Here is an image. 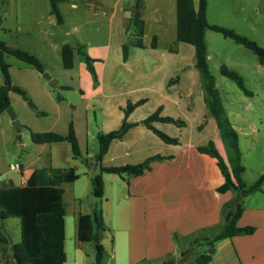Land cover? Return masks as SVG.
I'll return each mask as SVG.
<instances>
[{
	"label": "crops",
	"instance_id": "1",
	"mask_svg": "<svg viewBox=\"0 0 264 264\" xmlns=\"http://www.w3.org/2000/svg\"><path fill=\"white\" fill-rule=\"evenodd\" d=\"M87 1H91V7L84 10L83 24H89L91 21L88 19L91 17L107 19L109 35H107L105 42L97 40V38L91 41L79 39L70 47H83L86 54L94 60L93 67L97 84H93V79L86 70L84 62L76 54L74 58L78 57L80 60L79 69L75 72L73 65V68L68 70L75 74V79L70 78V83L62 81L60 84L56 80L54 87L62 92L72 91L78 93L79 103L74 104L60 94L55 96L53 93L47 92L42 83H38L49 100L52 98L57 106L62 104L69 111L70 118L68 121L73 125L81 156L83 157L78 137V127L81 124L80 118H83V124L86 127L91 120L88 115L89 110L91 109L94 114L99 111L104 125L110 124L107 130L100 132L107 133V131H112L118 122L121 123L123 110L128 104L132 105L143 100L144 102L137 106L127 117L128 122L135 123L137 120L133 118L134 113L148 103V99L144 98V95H146L145 90L152 96L159 95L161 97V102H159L161 104L157 108L162 109L161 116L171 117L165 114V109L169 108L177 111L181 108L183 101L185 102L183 106L187 111L193 110V103L190 104L188 99L192 97L194 90L197 89L195 93H199L200 103H197V106L194 104V106L198 108V114L205 124L203 126V123H200L202 120H198L200 122L197 121L198 124L194 128L197 134L203 131L207 125L212 128L213 136L207 139L204 144H198L191 139L194 136L193 133L186 132L188 129L187 120H181L178 116L172 117L181 121L183 123L181 126L154 122L153 126L156 129L178 139L179 144L172 145L163 142L145 126L136 125L122 138L113 140L110 143L101 162L104 167H112L136 165L157 155L170 157V159L152 161L149 165L150 169L139 176H118L121 183H118L115 190L116 182L110 181L109 193L106 196L105 189L103 190L102 197H105L106 210L103 203L99 208L105 227V230L101 232L100 241L104 249L103 264H165L167 261H170L171 264H178L177 261L181 253L188 249L194 239L208 237L213 230H217L223 224L225 213L223 206L235 198V193L230 191L218 193L216 191L223 183V177L216 161L196 150V147L205 146L209 141H212L225 163L228 162L227 151L220 140L216 124L214 120L211 121L212 118L207 116L203 103V91L199 92L198 90L200 81L198 72H195L194 61L190 62L189 66L187 64L180 65L177 57H175L176 55L172 54L175 53L174 51L167 50V55L160 52L159 36L153 32L155 29L165 31L170 22L174 24V20L176 25L175 0H155L156 3H160V7L154 6L152 0H142L143 48H138L142 51L141 53H134L133 51L136 48L134 43L137 38L134 36L133 29L129 27V21L134 12L135 0H127V6L122 8L119 7V2L122 0H114L113 2L112 0ZM164 2L172 4V8L167 13L163 7ZM11 3L13 6L12 11L18 10L16 4L21 5L19 8L24 7L22 11H30V9L33 10L36 7V0H32L31 3L30 0H13L12 2L10 0H0V10L7 12L6 9ZM193 3L197 7L198 0H193ZM70 8L78 10L79 7L78 4L72 2ZM118 11L122 12L121 17L125 20V23L120 29L118 40L113 42L111 36L113 22ZM61 18V24H63L65 18L62 15ZM167 18L170 20L169 24H167ZM78 31L77 26H73L70 28L69 33L73 34ZM147 31L153 33L152 37H156L155 48H151V42H145ZM175 38L176 31L174 40ZM124 44H128L126 61L123 60L122 52ZM165 61H167L166 65ZM118 67L122 68L121 72L128 74L130 83L121 84L118 80H114V78H117L115 75H117ZM183 70L184 76H179L178 80L169 86V81L173 79L170 75ZM104 79H107L106 86L103 83ZM181 83L185 84L182 88L183 93L173 94V91ZM19 87L23 86L19 85ZM104 87L109 91L113 89L115 92L110 94V96L112 95L110 100L107 98L102 99ZM57 96L60 101L56 99ZM35 98L37 101L40 99L39 96H35ZM57 108L59 110V107ZM80 113L83 114L80 115ZM2 115L0 118H2ZM75 116H78V121L75 120ZM23 126L24 123L22 122L21 128ZM232 126L236 130L233 124ZM22 137L23 133L21 132L20 138L22 139ZM85 138L87 157L83 158L87 159V166H92L95 165V161L93 157L87 154V135ZM38 146L44 148L45 144ZM20 147L23 148L24 144ZM0 152H4V149L0 148ZM42 154L43 151L39 150L33 154L31 159L25 161L24 167L19 165L17 169L20 172L18 181L13 178H7L5 181L11 180L15 185H24L26 179L32 173L42 168ZM71 157L73 158L72 154ZM106 160L107 163L112 164L105 165ZM51 167L56 168L55 166ZM61 170L64 173L67 171L65 169ZM3 173L5 172H0V176ZM70 183L72 182L63 183L62 188L64 184ZM240 203L243 212L237 221V227L251 226L255 228L254 232L249 235L236 234L216 243L213 248L214 252L211 254V261L208 264H264V205H248L242 199ZM80 215L85 214H79L78 216ZM107 244L109 246L108 251L106 250ZM203 250L204 247H201L198 252H203Z\"/></svg>",
	"mask_w": 264,
	"mask_h": 264
},
{
	"label": "rangeland",
	"instance_id": "2",
	"mask_svg": "<svg viewBox=\"0 0 264 264\" xmlns=\"http://www.w3.org/2000/svg\"><path fill=\"white\" fill-rule=\"evenodd\" d=\"M10 1L12 2L13 0ZM86 1L66 0L60 3L61 15L65 18L64 23L61 25L57 24L55 16L50 13V6L47 0H36L35 9H30V11H22L24 7L19 8L20 4L15 5L18 10L12 11L13 6L11 3L6 9L7 12L0 10V42L7 48L35 56L44 69L42 74H46L51 80H57L59 84L62 81L70 83V78L75 79V74L63 69L61 47L64 44L69 46L75 44L79 39L91 41L97 38V40L105 42L107 35H109L107 19L91 17L88 19L91 21L89 24H83L84 10L91 7V1L85 3ZM31 2L32 0H30ZM72 2L78 4V10L70 8ZM152 2L154 6L160 7L159 2L156 3L155 0H152ZM126 6L127 0L119 2V7ZM163 7L167 13L172 8V4L164 2ZM121 16L122 12L118 11L113 22V33L111 35L113 42L118 40L120 29L125 23ZM206 16L209 24L231 29L255 41L264 48V0H207ZM166 21L169 24L170 20L168 18ZM73 26H77L79 31L70 34V28ZM175 31V20L174 24L170 22L169 27L167 26L165 31H160V29L153 30L159 36V51L166 54L167 50H172L175 52L172 54L176 55L175 57H177L180 65L187 64L189 66V63L194 61V50L188 44L176 42L174 40ZM152 35L153 33L147 31L145 42H151ZM205 40L209 71L215 79V85L226 114L237 130L241 164L244 167L242 180L246 185H249L255 182L260 175L264 174V65L258 63L256 56L251 51L228 38H224L217 32L207 30ZM133 51L134 53L142 52L137 47ZM3 61L8 65L12 85L17 87L22 85L23 87L19 88L25 92L27 99L24 100L18 94L8 90L10 107L16 119L19 120L20 124L23 122L24 126L19 130L15 129L10 117L5 112L0 118V148L4 149V152H0V172H5L0 176V181H5L7 178H13L18 181L20 172L17 169H11V167L15 164L24 167L25 161L31 159L33 154L39 150L43 151L41 156L42 167L55 166L65 170L70 167L74 168L78 179L63 186V202L66 209L64 217V252L66 260L64 264H93V245L92 243H80L77 240L76 228L79 214L89 213L95 207L101 208L102 203L106 210L105 197L95 198L92 193L91 182L100 173L99 167L96 163L95 165L87 166L80 159H73L67 142L45 144L44 148H40L37 144L31 142L29 136L31 130L65 135L70 118L68 115L69 111L66 110L65 106L62 104L57 106L52 98L49 100L38 83H42L47 92H51L55 96L56 94L63 95L74 104L79 103V95L72 91H60L57 87L50 85L49 80L45 79L32 66L9 54L4 53ZM73 62L74 71L76 72L79 69L80 60L75 57ZM165 62L166 65L167 61ZM221 65H226L242 76L244 85L251 92V96L244 95L234 82L220 75L219 67ZM121 71L122 68L118 67L117 75H115L117 78H114V80H118L121 84L130 83L128 74L126 75ZM195 72L197 73L196 70ZM170 76L173 78L184 76V70L174 72ZM106 82L107 79H104L103 83L105 86ZM2 83L3 77L0 72V85ZM184 85V83H181L173 91V94H182ZM198 90L199 92L202 91L200 86ZM195 91L197 89L194 90L192 97L188 99L190 104L193 103L192 111H187L184 108L183 103L185 102L183 101L179 110L166 108L165 114L171 117L178 116L181 120H187L188 129L186 132L193 133L194 136L191 139L195 143L204 144L207 139L213 136V133L209 125L199 134L196 133L195 126L200 122L198 120L202 119L198 114V108L195 107L197 103H200L199 93H195ZM114 93L113 89L109 91L104 87L102 99L107 98L110 100L112 96L110 94ZM145 94L144 98L148 99V103L137 110L133 116L137 122L148 117L161 104L159 103L161 102L159 95L152 96L147 90H145ZM35 96L40 97L39 101H37ZM57 107H59V110ZM82 114L80 113V115ZM88 115L91 120L86 127L83 124V118H80L81 124L78 127V137L82 155L87 157L85 151V137L87 135V154L94 158L98 150L96 134L107 130L110 124L104 125L99 111L94 114L90 109ZM75 120L78 121V116H75ZM211 121L213 122V119ZM200 123H203V126L205 124L203 120ZM119 125L120 122L115 125L113 130L117 129ZM172 131L174 132V130ZM21 132L23 137L18 139L17 137L18 135L20 137ZM23 144L24 147L21 148L20 146ZM107 162L106 160L105 165L112 164ZM102 181L105 196L109 193L110 181L116 182L115 190L118 183H121L120 178L112 174H102ZM262 192H264V185H262ZM262 192L247 195L242 200L248 205H264V194ZM0 233L6 239V243L0 245V264H12L11 247L20 242L19 219L7 218L1 221ZM106 247L108 251V244ZM195 253H200V251L196 250ZM190 258V261H192V256Z\"/></svg>",
	"mask_w": 264,
	"mask_h": 264
},
{
	"label": "trees",
	"instance_id": "3",
	"mask_svg": "<svg viewBox=\"0 0 264 264\" xmlns=\"http://www.w3.org/2000/svg\"><path fill=\"white\" fill-rule=\"evenodd\" d=\"M50 6V13L55 16L57 24L62 23L59 11V4L65 0H47ZM142 0L134 1V12L129 21V27L133 29L137 38L134 46L143 48L142 38L144 24L141 19ZM176 11V42L189 44L194 48V68L198 72L200 86L203 91V103L207 116L212 118L219 132L228 155V164L225 163L212 141L205 146L196 147L197 152L205 154L215 159L217 167L223 177V183L216 189L218 193L233 192L235 198L225 203L223 224L213 230L208 237H197L188 249L181 253L178 264H208L211 255L207 254V249L214 248V245L236 234H251L254 227H237L243 208L240 200L250 194L262 191L264 185V174L253 182L246 185L242 180L244 167L241 164V152L239 149L238 135L233 128L225 108L221 102L219 92L215 85V79L211 75L207 63V47L205 33L207 30L217 32L224 38L232 40L234 43L243 46L251 51L257 58L260 65H264V48L255 41L236 33L235 31L217 25L209 24L207 21V0H198L197 7L193 0H175ZM156 47V37L151 39V48ZM123 60L128 57V44L122 46ZM9 54L16 59L32 66L39 74L44 72L39 60L26 52L7 48L0 42V72L3 83L0 85V116L10 106L8 92L12 91L26 100L25 92L11 84L8 65L3 61V55ZM79 55L84 62L86 70L93 79V84H97V77L93 67L94 60L91 59L83 47L75 48L69 45L61 47V60L64 70H70L74 65V56ZM219 73L226 79L234 82L241 92L246 96H251L244 85V80L236 71L226 65L219 67ZM178 76L168 83L172 84ZM9 87V91H5ZM56 99L60 101L57 96ZM144 101L140 100L135 104H128L123 110V119L117 129L107 133L98 132L96 140L98 144L94 161L99 167V174L92 179V193L95 198L103 196L102 174H114L120 177L139 176L149 170L150 163L154 160H165L170 157L154 156L147 158L136 165L104 167L101 165L103 156L106 154L110 143L113 140L122 138L131 128L136 125L145 126L157 137L167 144L177 145V138L170 137L153 126L154 122L171 123L178 126L183 125L179 120L172 117L161 116V108H157L147 118L130 123L127 121L129 114ZM30 140L34 144L43 145L51 143L67 142L70 146L73 158L80 159L88 165L87 159L81 156L79 145L75 136L72 123H68L67 132L61 135L55 132H32ZM78 179L74 168H69L65 173L60 168L46 166L32 173L25 181L24 185H15L13 181H0V222L7 218H18L20 223V242L11 247L12 264H64L66 260L64 252V217L65 205L63 202L62 184L74 182ZM105 230L101 211L93 208L90 214L80 215L77 218V240L79 242H90L94 248V264H103L104 249L101 244V232ZM6 239L0 233V245L5 244ZM204 247L203 252L195 253L199 248ZM192 256V261L190 257ZM1 257V256H0ZM189 258V261H188ZM1 260V258H0Z\"/></svg>",
	"mask_w": 264,
	"mask_h": 264
},
{
	"label": "water",
	"instance_id": "4",
	"mask_svg": "<svg viewBox=\"0 0 264 264\" xmlns=\"http://www.w3.org/2000/svg\"><path fill=\"white\" fill-rule=\"evenodd\" d=\"M42 76L45 79L49 80L50 85L55 86V81L54 80H51L49 78V76H47L46 74H42ZM4 89H5V91H8L9 90V87H5ZM5 113L8 114V116L10 117V119L12 121L13 127L15 129L19 130L21 128V124H20L19 120L16 119L15 114H14V112H13V110H12V108L10 106L8 108H6ZM17 138L20 139L19 135H18ZM213 252H214V249L213 248L212 249H208L207 254L208 255H211ZM165 264H171V262L170 261H167Z\"/></svg>",
	"mask_w": 264,
	"mask_h": 264
},
{
	"label": "built area",
	"instance_id": "5",
	"mask_svg": "<svg viewBox=\"0 0 264 264\" xmlns=\"http://www.w3.org/2000/svg\"><path fill=\"white\" fill-rule=\"evenodd\" d=\"M18 167H19V165L15 164V165H13V166L11 167V169L16 170V169H18Z\"/></svg>",
	"mask_w": 264,
	"mask_h": 264
}]
</instances>
